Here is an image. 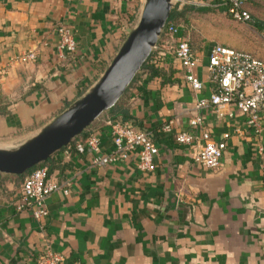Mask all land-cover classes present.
Segmentation results:
<instances>
[{
	"label": "crops",
	"instance_id": "crops-1",
	"mask_svg": "<svg viewBox=\"0 0 264 264\" xmlns=\"http://www.w3.org/2000/svg\"><path fill=\"white\" fill-rule=\"evenodd\" d=\"M138 1L0 0V69L7 70L0 104L9 102L0 114V148L36 135L99 79L130 31ZM61 24L74 29L77 42L64 56ZM167 35L159 40L172 65L169 81L142 71L121 103L90 126L104 153L115 148L108 119L149 130L159 146L156 167H137L138 148L120 162L95 164V152L78 139L52 155L50 174L69 192L48 196L42 221L19 208L24 175L1 172L0 264H36L48 242L64 264H264V129L256 135L230 105L222 113L197 109L209 86L191 87ZM210 46L196 49L203 78ZM30 50L35 60H14ZM198 114L214 138L227 140L215 168L194 160L204 143L202 128L190 124ZM169 120L172 130H163ZM183 129L196 135L192 143L177 141Z\"/></svg>",
	"mask_w": 264,
	"mask_h": 264
},
{
	"label": "built area",
	"instance_id": "built-area-1",
	"mask_svg": "<svg viewBox=\"0 0 264 264\" xmlns=\"http://www.w3.org/2000/svg\"><path fill=\"white\" fill-rule=\"evenodd\" d=\"M180 8L185 3L196 6L220 7L227 6V12L235 19L241 21L252 20L251 12L245 7V0H172ZM182 22L170 19L167 21L163 34L170 35L175 44L173 52L179 59L184 70V78L195 91L203 90L209 86L210 92L197 97L195 107L203 109L215 107L218 112L224 105L236 108L246 116V121L258 135L264 129V59L254 52L234 47L230 44L214 42L208 53L206 78L199 76L195 69L200 64L201 56L190 43L187 35L182 33ZM60 41L58 50L61 56L76 49L77 42L74 29L67 24L58 27ZM162 35V34H161ZM158 44V43H157ZM157 44L153 47L155 49ZM37 58L35 50L25 51L17 55L15 61H32ZM7 70L0 69V81L4 79ZM232 115L233 112H230ZM115 148L110 152H102L100 139L96 133H91L86 143L95 152V164H113L130 156L132 150L139 149L136 165L141 170H152L156 167L155 157L159 153V146L154 141L151 132L147 129L134 126L121 119H108ZM192 126L202 128L201 137L204 143L194 153V160L198 163L215 168L220 165L224 151L227 147L226 138H214L210 130L204 126L205 119L201 114L190 119ZM173 128V120L163 124L162 129L169 131ZM196 135L188 130L177 131L176 139L183 144H190ZM264 150V145L259 146ZM63 188H69L54 178L46 165H39L25 172L21 187V203L19 208L27 207L37 219H44L49 215L47 205L48 196ZM36 264H64V254L56 250L48 242L39 252Z\"/></svg>",
	"mask_w": 264,
	"mask_h": 264
},
{
	"label": "water",
	"instance_id": "water-1",
	"mask_svg": "<svg viewBox=\"0 0 264 264\" xmlns=\"http://www.w3.org/2000/svg\"><path fill=\"white\" fill-rule=\"evenodd\" d=\"M172 11V0H145L138 22L99 79L36 135L15 147L0 148V173L23 174L47 161L113 107L151 55Z\"/></svg>",
	"mask_w": 264,
	"mask_h": 264
},
{
	"label": "rangeland",
	"instance_id": "rangeland-1",
	"mask_svg": "<svg viewBox=\"0 0 264 264\" xmlns=\"http://www.w3.org/2000/svg\"><path fill=\"white\" fill-rule=\"evenodd\" d=\"M172 3L174 9L175 3L174 1ZM135 5L136 12L130 20L131 29L140 18L144 0H139ZM250 8L258 18L264 20V0H250ZM176 20L182 22L183 34L190 38L195 49L220 42L248 49L264 59V28H259L248 21L237 20L222 9L212 7L209 11L191 10L189 22L184 16H179ZM106 112L105 110L103 113Z\"/></svg>",
	"mask_w": 264,
	"mask_h": 264
},
{
	"label": "trees",
	"instance_id": "trees-1",
	"mask_svg": "<svg viewBox=\"0 0 264 264\" xmlns=\"http://www.w3.org/2000/svg\"><path fill=\"white\" fill-rule=\"evenodd\" d=\"M244 5L251 12L252 18H253L252 20H250L248 22H251L253 25H256L259 28H264V20H261L260 18H258L255 15V13L252 11V9L250 8V0H245ZM215 8L222 9L226 13H228L226 5H221L220 7H215ZM211 9H212V7H208V6H198L197 7L196 5H194L192 3H185L180 8L175 6V8L173 9L172 14L170 16V19L176 20L179 16H184L185 19L187 20V22H189V12L191 10L209 11ZM167 37H171V36L167 35ZM189 40H190V38H189ZM190 43H191L192 47L194 48L191 40H190ZM224 44H226V43H224ZM163 50H165V51H163ZM165 53H166V47L163 48V45H161L160 40H159L157 47L155 49H153L151 55L148 57V59L142 65L141 69L138 71V73L136 74L135 78L133 79V81L131 82L129 87L133 84V82L137 79V77L139 76V74L142 71L148 72L151 76L162 77L164 79V81H169V79L171 77V72H172V65L171 64L168 65L165 62L164 58L162 57V55ZM129 87L127 88L126 92L121 96L119 101L113 107L109 108L108 111L114 110L119 105V103H121V101L123 100L125 94L127 93L128 89H129ZM82 93H83V91L80 92V95ZM2 102H4V101H2ZM8 105H9L8 101L0 104V114L9 112V106ZM121 120H123V119H121ZM123 121H126V120H123ZM91 124L80 135L76 136L66 147L72 148L73 146L76 145V142L78 143V141H77L78 139H82L83 141L86 142L88 136L92 132L91 127H90ZM52 158H53V156L51 158H49L47 161L39 164V165H46L48 167L49 173H50L49 162L52 160ZM39 165H37V166H39ZM20 175L23 176V175H25V173L20 174Z\"/></svg>",
	"mask_w": 264,
	"mask_h": 264
},
{
	"label": "bare ground",
	"instance_id": "bare-ground-1",
	"mask_svg": "<svg viewBox=\"0 0 264 264\" xmlns=\"http://www.w3.org/2000/svg\"><path fill=\"white\" fill-rule=\"evenodd\" d=\"M144 2H145V0H144Z\"/></svg>",
	"mask_w": 264,
	"mask_h": 264
}]
</instances>
